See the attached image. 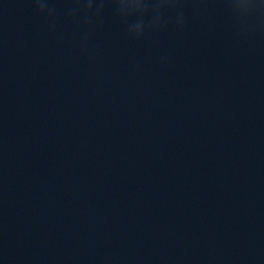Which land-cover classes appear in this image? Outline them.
Returning a JSON list of instances; mask_svg holds the SVG:
<instances>
[{
    "label": "clouds",
    "instance_id": "1",
    "mask_svg": "<svg viewBox=\"0 0 264 264\" xmlns=\"http://www.w3.org/2000/svg\"><path fill=\"white\" fill-rule=\"evenodd\" d=\"M36 11L47 16L54 30L58 10L50 0H32ZM189 0H71L72 7L66 10V16L74 23H83L89 27L103 16L106 9L125 22L126 35L130 39H140L146 32H156L166 27L171 17L165 14L174 13V23L178 30H183L185 23V5ZM197 5L219 4L233 20L242 34L264 31V0H192ZM203 14V7H196ZM147 18V19H146ZM91 33L81 35L80 47L85 50ZM58 39L63 35L57 33Z\"/></svg>",
    "mask_w": 264,
    "mask_h": 264
}]
</instances>
